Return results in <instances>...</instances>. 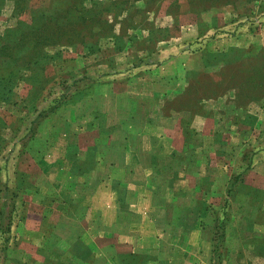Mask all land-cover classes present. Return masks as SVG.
I'll list each match as a JSON object with an SVG mask.
<instances>
[{
  "label": "rangeland",
  "instance_id": "obj_1",
  "mask_svg": "<svg viewBox=\"0 0 264 264\" xmlns=\"http://www.w3.org/2000/svg\"><path fill=\"white\" fill-rule=\"evenodd\" d=\"M202 108L93 216L112 133ZM0 264H264V0H0Z\"/></svg>",
  "mask_w": 264,
  "mask_h": 264
},
{
  "label": "crops",
  "instance_id": "obj_2",
  "mask_svg": "<svg viewBox=\"0 0 264 264\" xmlns=\"http://www.w3.org/2000/svg\"><path fill=\"white\" fill-rule=\"evenodd\" d=\"M201 107H203L201 105ZM202 111H196L197 113H195L193 115V117L191 118V134L193 135L190 137L187 136V138L185 136H180L175 134L176 132L179 131H183V127L184 125L179 126L178 125H173L172 127H164L162 126L157 127L155 129H149L145 127V130L141 129L140 130V137H134L136 135H128L125 134L123 136H121V134H117L114 132L112 133V138H116L115 141H111L109 140V143H111V150L109 152L106 151V156H107V170L105 171L102 168H99V166L102 164V162H104V158L102 156H97L96 157V166L99 165L97 168V170H93V173H97V177L100 175V179L101 181H99L97 184H99L97 187H100V190L98 191L97 189L95 190V192L93 191L90 195V200L89 202H87L88 205V210H92L93 212V216L97 215L96 213L98 211L101 212V214L103 215H107L106 216V223L107 225L110 227H113V223L117 217V213L119 214V212L122 209H125V207L122 206H126L127 205V198L124 201L123 200V205L121 203V200L119 198L118 192L119 190L116 189V186H121V185H125L127 187H125L126 191H128V194H130L132 196V199H136V204L138 205L140 203L139 198L144 194L145 189H142L141 187L144 186L143 181L141 180H145L147 178H154L156 176L154 174H151V172L153 173L152 170H154V166L153 169H150V165L153 163H157V162H163L165 161V159L163 158V156L166 157H170L173 158L179 154H184L185 152L187 154L196 151L198 148L201 147V143L199 142H191L192 140H194V136L197 134V131L202 132V136H204V138H210L212 135V133L210 132H216L219 131V124L217 123L216 126L213 128H209L208 124H207V116L208 113L206 112L205 108L201 109ZM216 112L213 113V115H215ZM202 117L203 120L200 122L198 121L197 117ZM219 120V119H218ZM197 126V127H196ZM208 126V127H207ZM185 127V126H184ZM233 130V126L231 127ZM127 130V129H126ZM132 131L133 130H129ZM210 131V132H209ZM165 132H171V133H165ZM152 133H157L156 140H158L160 143L163 142V146H161L163 148L162 150L159 149H154V140L151 137ZM215 134V133H213ZM194 137V138H192ZM182 143L177 146V143L179 140H182ZM153 141V142H151ZM188 143V144H187ZM206 143V142H204ZM185 149V151H183ZM180 151H183L181 153H179ZM203 153V152H200ZM214 153V152H213ZM105 153L101 154L104 156ZM156 156H155V155ZM207 161V158H205ZM167 160V159H166ZM168 161V160H167ZM159 165V164H158ZM136 178L140 179V185L141 187L138 188V190H136V187L134 185L128 186L126 185V183H129L128 181L131 180H135ZM122 182L121 185L118 182ZM117 183V185H116ZM146 186V185H145ZM129 188V189H128ZM99 196L102 197L101 200H99ZM113 215V216H112ZM109 219H108V218ZM113 217V218H112ZM134 242V241H133Z\"/></svg>",
  "mask_w": 264,
  "mask_h": 264
},
{
  "label": "trees",
  "instance_id": "obj_3",
  "mask_svg": "<svg viewBox=\"0 0 264 264\" xmlns=\"http://www.w3.org/2000/svg\"><path fill=\"white\" fill-rule=\"evenodd\" d=\"M191 93V90L190 89H187V94H190ZM207 95V93L206 92H204V94L203 93H199V94H197V95H195L193 98H194V100L193 101H195V102H199V101H201L205 96ZM192 97V96H191ZM189 99H191V98H189ZM192 100V99H191Z\"/></svg>",
  "mask_w": 264,
  "mask_h": 264
}]
</instances>
